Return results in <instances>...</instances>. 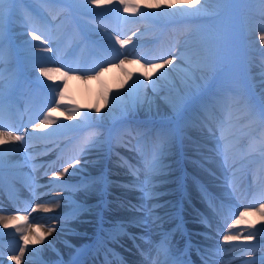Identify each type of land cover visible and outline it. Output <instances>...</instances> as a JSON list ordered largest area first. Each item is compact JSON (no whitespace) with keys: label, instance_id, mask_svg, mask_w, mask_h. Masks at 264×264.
Here are the masks:
<instances>
[{"label":"bare ground","instance_id":"bare-ground-1","mask_svg":"<svg viewBox=\"0 0 264 264\" xmlns=\"http://www.w3.org/2000/svg\"><path fill=\"white\" fill-rule=\"evenodd\" d=\"M110 1L114 3L112 12L106 18L102 16L101 19L96 17L95 9L98 8L91 5V0H88L90 3L87 5L85 0L70 4L68 10L67 8L53 7L47 0L23 1L24 3L19 1L14 6L11 5L0 10V21L4 24L3 28L7 29V39L15 40L14 51L12 49L11 51L5 50L2 55L0 52V68L6 69V72L12 69L9 66L18 65L13 61L16 54H38L35 52L41 48L54 51L55 47H59L61 50L73 44L79 51L84 48V50L90 51L91 53H88L94 55L95 63L98 66L104 62L100 56H106L113 61L112 65L100 67L89 73H83L86 70L81 69L78 71L81 72L80 74L76 73L78 75H71L59 67L53 68L52 72L56 73V78H60V81L58 84H54L50 90L55 95V99L59 100L61 106L57 107L54 98L50 97V107L46 109V113L51 109L50 115L55 123L49 124L43 129L34 127L39 124L41 119L37 118L32 121L24 118L21 110L18 111L16 121L10 122L11 126L16 127L15 134L6 132L12 135H21L24 139L0 144V169L6 172V176L15 185L12 187L14 194L8 195L2 191L3 186L0 182V210L14 213L13 216L0 213V217L4 218L0 222V240L3 239L10 246H15V250L0 252V264H16V261L11 257L19 255V248L25 246V241L22 233L17 231L15 226L24 225L25 217H27L28 243L23 256L20 257V264L73 262L74 257H77L83 249L88 250L94 244L104 245L106 243H111L113 249L127 261L123 262L118 259L114 250L110 249L107 253L110 256L109 261H101L97 264H165L169 258L161 248L155 253L152 252L153 241L158 236L156 231L161 228L160 223L164 221L162 220L163 215L159 217L156 215L153 209L155 199H151L149 195L158 186L168 189L163 190L156 199H162L159 202V206H163L160 211L169 208L167 205L175 204L177 200L176 196L173 197L175 193L178 194L174 187L175 183L181 177L185 179L192 177L186 172L194 173L203 181L206 180L213 185L216 194L219 193L224 200L222 202L211 198L207 202L204 196L203 199L201 198L200 188L195 181L188 184L187 191L185 189L184 193L187 192L195 204L198 205L202 201L209 204L203 206L205 210L203 211L208 213L209 222H205L198 215L187 218L195 234L191 239L196 246L189 245L194 249L191 253L197 251L204 259L206 255L204 247H206L209 255L204 260L201 258L203 264H206V260L207 262L215 261L216 264H264V251L261 250L263 246L251 244L264 241V213L260 212L261 205H264V178L257 179L262 183L259 187L260 191L250 197V194H243L237 184V178L240 176L234 177L236 167L244 169L246 166L250 167V170L246 172L250 175V179L256 174H260V177L264 176V88L258 84L262 79L258 73L262 74L263 71L257 68L258 66L256 69L252 68L253 65L260 64L261 59H264V43L260 42L261 35H264V20L262 19L264 18V0H240L243 3L242 8L233 3L232 13L240 16L242 20V35L240 36L244 41V52L240 65L246 72L252 69L254 71L253 84L251 85L253 94L247 101H243L244 94L239 95L238 93L243 85L238 82L233 83L235 81L228 75L217 77L218 73L226 67L213 70L207 65L206 58L211 55V50L218 49V45L207 36V31H204V23L208 20L209 15L217 13L224 0H201L203 7L199 12L144 7L148 4H165L166 0H129L130 3L141 5V10L136 14L124 12L119 0H104V3H110ZM232 1L234 2V0ZM172 2L175 3V0ZM34 9L39 12V16ZM10 13L11 17L8 16ZM79 21H82L84 31L81 30ZM150 23L156 25L155 32L154 29H149L147 26ZM85 25L88 29L84 28ZM21 26L31 30L27 29L18 33L17 28ZM101 28L106 29L107 33H104ZM162 28L164 31L160 32ZM34 30H36V34H43L47 39L43 43L36 41L31 35ZM151 30L154 33L147 36L152 32ZM117 35L121 39L132 37V40L124 48L119 49L120 45L115 43ZM228 48L229 46L224 45L221 49ZM97 55H99L100 61L96 57ZM159 57L165 59L175 57L171 65L175 73L164 71L158 75L161 80L152 77L145 79L143 74L148 71L149 63L163 62L162 60L156 61V58ZM141 58H143L142 62L139 61ZM53 60L57 64V60ZM83 69L88 68L83 67ZM34 70L38 71L39 68L27 67L24 69L31 79L30 84L34 82L39 84L40 81L31 77V72ZM181 73L190 77L189 83L184 81ZM195 74L198 79L194 77ZM215 82L217 84L212 90L210 86ZM232 84L238 88L235 93L231 88ZM194 85L196 86L194 87ZM208 89L212 91L208 93ZM57 92H62L63 95L56 96ZM106 96L109 99L107 104L105 103ZM205 97L211 99V105L220 112L227 103L234 104V109L231 113L223 115V120L220 122L193 127V123L198 118L195 116L200 113H198L197 107L201 111L205 110L202 108ZM214 97L215 99H213ZM252 100H255L262 108L261 115L250 107ZM77 106L87 113V121L73 116L72 109ZM96 107L101 109L99 113L94 111ZM25 115L30 116L31 114ZM183 115L189 119L194 118L192 123L177 119V116ZM230 116L238 117L239 120L236 121L237 123L228 122L224 125L223 123L228 121ZM69 117L72 118L69 119ZM136 119H142L140 133L137 136H145L152 142L157 141V137L161 138L158 128L168 122H175L179 131L176 139L172 134L174 140L171 146L178 144L176 149L181 148V152H184L185 149L188 153L195 151L201 155L200 157L204 159L209 169L203 167L202 170L197 166L186 164L189 169L180 168L176 181V175L165 173L171 166L170 161H150L148 159L144 162L138 157L143 150L140 147L132 150L130 155L133 161L129 159L127 161L110 154V175L128 179L133 188L142 187L144 190L143 193L130 187L127 190H122L123 184H115L108 179L104 192L107 193L111 189L109 191L111 195L110 199L102 206V197L96 196L102 191L100 178L98 179L97 174L101 171L104 157L109 152L107 144L116 143V139L110 133H112L115 124L131 123ZM3 120L0 119V126H2ZM179 122L186 128V131H180V127L177 125ZM197 122L200 124L198 120ZM89 123H97L105 132L93 142H87L88 145L79 150L78 155L81 162L78 165L69 168L67 173H63V169L68 166H63L58 170L63 173L60 177L49 176L48 172L56 171L60 166L59 162L68 157L66 154H60L55 158L48 157L55 153L54 149L58 145L55 142L56 139L68 137L72 139L71 144L82 143L83 129L89 126ZM153 123L154 126L151 127L150 125ZM241 127H246L245 131ZM0 131H3L1 127ZM107 132L109 135H106ZM129 132V128L125 124H121L116 137L118 140L135 143L138 137L132 138ZM52 134L54 136H50ZM163 136L165 141L170 140L168 132H165ZM236 144L237 150L232 158L226 156V159H217L218 161L215 162V153L225 155ZM177 158L178 155L173 159ZM112 161L117 162L119 166L114 168L111 165ZM131 167V171H134L136 176L127 178L128 169ZM183 170L186 173L184 175L181 174ZM13 171L19 173L22 178L11 176L9 173ZM211 173L213 175H210ZM57 178L63 179L64 183L55 181ZM159 181L160 183L155 185ZM74 182L77 183L73 184ZM79 185L82 187L78 191L74 190L75 194H71L73 196L52 197V194L62 193L59 190L60 186L75 188ZM118 192L123 193L121 196L125 197L124 202L127 201L134 209L139 208L140 212L120 209L117 204L124 205L120 197L114 200L115 203L112 202L113 195H119ZM20 194L23 198L17 197ZM73 197L85 205H89L88 210L90 211H79L77 218L70 219L73 214L64 216V213L76 205L68 203ZM179 198L182 200L183 209L186 198L185 196ZM95 199H99L100 202L94 203ZM259 201L263 202L258 203ZM251 205L257 211L251 209ZM24 206L27 208L26 210ZM106 206L116 207V210L109 214L104 211ZM236 207L245 210V212H242L240 223L233 225V221L237 219L236 210L234 219L231 220L232 213L226 209L233 208L234 210ZM185 208L184 211L187 210ZM99 209L100 212H97ZM187 212L191 211L188 209ZM99 213L105 219L107 216L111 218L115 214H117L116 217L122 219L113 225L115 228L114 237L109 240L102 239L101 242L93 239V236L100 229L102 223L108 221H98L97 214ZM10 217L17 219H9ZM174 217L175 214H172L168 219L172 220ZM228 225H232V227L229 229ZM49 228L53 230L48 232ZM211 228L213 231L217 229L219 234H213V232L210 243H197L199 242L197 237L199 230H206L205 235L208 236ZM224 235L238 236L239 239L226 242L223 240ZM41 236L44 238L39 239ZM247 236H251V239H245ZM20 238L22 244L19 243ZM170 238L174 240L168 244L175 246L174 241L179 242V245L172 248L180 249L182 241L180 232L175 230ZM203 240L206 241L205 238ZM95 241L96 243L93 244ZM246 246H249V249H244ZM212 255H215V259L211 258ZM164 257L165 259H163Z\"/></svg>","mask_w":264,"mask_h":264},{"label":"rangeland","instance_id":"rangeland-1","mask_svg":"<svg viewBox=\"0 0 264 264\" xmlns=\"http://www.w3.org/2000/svg\"><path fill=\"white\" fill-rule=\"evenodd\" d=\"M14 1H16V0H0V10L3 9L4 7H7L9 4L11 5ZM47 1L49 3H51V4H53V6H55L56 8L60 9V8L66 7L65 3H70V2L76 3V2H81L82 0H47ZM200 2H201V0H200ZM88 3H90V2H88ZM233 3L239 5L240 8H242V6H243V3H241L240 0H234V2L232 0H224V3H222L220 5V8L217 11V13L209 15L208 16V20H206V22L204 23V31L205 30L207 31V32L205 31L207 33V36L212 38L213 41H215L217 43V45H218V49L217 50H211L210 51L211 55H209L206 58V60H207L208 67L213 69V70H220L221 68L226 67V69H224V70H222V71H220L218 73L217 77L219 78L222 75H224V76L228 75V76L231 77V79L233 81H235L233 83L236 84L238 82L239 84L243 85V88H241L238 93H239V95L244 94L245 95V99L243 101H247L250 98V96L253 94L252 93V89H251V85L253 84L252 83V80H253L252 79V75H253V72H254L253 69L254 68L256 69L257 66H258L257 68H260L263 71L262 74H260V72L258 73V75H260L262 77V79L258 82V84H260L264 88V59H261V63L260 64H257L255 66L253 65L252 66L253 69L248 71V72L244 71L242 66L240 65V60L242 58V53L244 52V50H243L244 41H242V38L240 36V35H242V28H241L242 20L240 19V16L232 13ZM105 5H106L105 7L95 9V14L96 15H105V13H108V12L111 13L114 3L112 1H110V3H105ZM1 26H3L2 23H0V27ZM147 26L149 27V29H152V28L155 27L154 24H148ZM3 32H4V30H0V41H2V39L4 37ZM153 33L154 32H152V34ZM224 45L229 46V48L228 49H221ZM41 51L44 52L42 55L45 56V52H47V49H43L42 48ZM50 52H51L52 56H55L53 54L52 50ZM188 55L192 56L191 54H188ZM84 57H85L84 53L81 52L79 54V56H78V59H77L78 60L77 61L78 64H80L83 61ZM55 58L58 60L57 56H55ZM158 60H161V59L156 58V61H158ZM61 61H62V59L58 60L59 63ZM25 64H27L31 69H35L36 67H45V66L52 67V66H54V63H50V62L46 61L45 59L38 60V59H34V58H31V59L30 58H26L25 59ZM107 64H112V62L111 61H107ZM156 64H159V63H156ZM0 70H1V68H0ZM148 71H151V70L148 68ZM164 71L175 73L174 70L172 69L171 65H165V67L163 69H160L159 71L155 72L152 75V78L156 79V80H161L160 76H158V75L162 74ZM33 74H34L35 78H37V79L39 78L38 80H41V84L39 86H34L35 87L34 91L36 92V94L40 93V95L42 97L39 100L35 99L32 102L30 101L29 108L36 109L39 112V111H41L43 109L42 108V100H43V102H45V100H44V91H46V88H45L46 84L50 80H48L46 77H44L38 71L34 72ZM11 75L12 74H9L7 76V74H6L7 77H3L0 80V88H1V91H0V103L5 100L6 94L9 91H11L12 88H13L12 84H13V79H14L15 76H11ZM51 75L54 77V79L56 78L55 73H52ZM181 75H182V78L184 79V81H186V83H189L190 77L186 76L184 73L183 74L181 73ZM194 77L196 79H198V76L196 74L194 75ZM214 80L216 81V79H214ZM216 84H217V82L213 83L212 86H210L211 89L212 88L215 89L214 87L216 86ZM235 84H232L233 86L231 87L233 89L234 93L238 91V88L234 86ZM196 85H194V87ZM5 89H8V92L5 91ZM211 89H208V93H209V91L213 90V89L212 90ZM2 90H4V91H2ZM40 90H41V92H40ZM263 91H264V89H263ZM210 101H211V99H209L208 97H205L203 99L202 106L205 107L206 110H208L207 112H213L214 111V112H216V115L219 114V116L215 118V122H218V121L220 122V120L222 121L223 120L222 116L227 114V113H231L232 109H234V104L229 105V103H227V105H225L223 107L222 111L220 112L218 109H215L211 105ZM250 107L257 114L261 115L262 108L260 107V105L255 100H252L250 102ZM197 109H199V107H197ZM263 109H264V107H263ZM3 111H4L3 108H0V113L2 115H3ZM28 111H30V109ZM199 112L200 113H199L198 116H195V115L194 116L198 117L196 119V121L198 120L200 122V126L203 125V124L211 125L213 123V121H214L213 117L205 118L206 112L201 111V110H199ZM177 119H179L180 121H183V122L184 121L185 122L190 121L186 116L183 119L180 118L179 116H177ZM31 120H32V118H31ZM85 120L87 121L86 118H85ZM201 120H204V121H201ZM227 120L228 121L223 123L224 125L227 124L228 122H236V121L239 120V118L230 116ZM121 124H125L129 128L130 133L137 134L135 132L140 131V126H142V119H136V121H132L131 123H129V122L128 123H124V122L117 123V124H115L113 126V130L114 131L118 130L121 127ZM151 125H154V124H151ZM177 125H178V127H180V131L184 130L183 126H182V124H180V122L177 123ZM174 126H176V124H174V122H171V123L162 125L161 128H158V130L161 132V133L159 132L160 134L164 135L165 132H168L169 133L168 137L170 138L169 141H165L164 138L162 137L163 142L164 141L165 142L164 143L161 142L159 144L160 146L156 147L155 150H154V153L156 155L160 151H164L165 152L163 155H161V159H163V160L171 159L170 156H172V154L170 152L175 151V145L173 146V148H171V146H170V144L174 140V138H173L174 134L173 133H176V131L174 129ZM192 126L193 127L196 126V123H193ZM221 126H223V125H221ZM242 128L243 127H241V129ZM141 129H143V128H141ZM166 129H170V130H166ZM243 129L245 131L246 127H244ZM101 131H102L101 127H99L97 123H89V126H87V128L84 130L85 139H84V141L81 144H79V147H78L79 150L84 148L86 145H88V144H86L87 142H89V141L93 142L96 138L101 136L104 133V132H101ZM165 144H166V146H162V145H165ZM118 148H119V150H121V146L118 145ZM122 148H125V146H122ZM206 151H208V150H206ZM218 155L222 156L221 153H218ZM71 157H72L71 159H69L67 161H64L65 166H68L69 164H71L74 167L75 165L78 164L77 161H79V163H80L79 157H77L76 155L71 156ZM173 163H175V162H173ZM199 163H200L199 167L200 168L203 167V164L200 161L198 162V164ZM111 165H113L114 168L119 166L118 163L114 162V161H112ZM108 167H110V163H107V160H103L101 172H99V174L97 176L98 179L100 178V180H105V181H107L109 179V180H112L115 184L116 183L124 184L126 179H124L125 181L122 180L124 182H121V181H119L118 177L112 176V174L109 175L110 170H108ZM235 169H236V172L238 170L240 171L239 167H236ZM168 171L171 172V173L174 172V171H171V170H168ZM51 174L54 175V172H51ZM130 175H132V174L128 173L127 177L129 178ZM210 175H213V174L211 173ZM80 187H82V185L76 186L75 188L78 191L80 189ZM75 188H71V189H75ZM110 190L107 191L109 193V194L107 193V195L109 197H110V192H109ZM137 191H139V190H137ZM139 192L142 193V191H139ZM157 192H159V191H157ZM118 193H120V192H118ZM70 194H75V191L74 192H70L68 195H70ZM70 196H73V195H70ZM96 196H100L101 197L100 194H97ZM103 196H105V195H103ZM113 196H114L113 200L118 199V196H116V195H113ZM157 196H160V194H157V193L153 192V196L151 198L156 199ZM156 200H158V199H156ZM160 200L161 199H159V202H160ZM68 203L69 204H76V205L74 207H72L71 209L67 210L65 212V214L72 215L74 210H76V211H81L82 210L83 211V210H88L89 209V206H83L82 202H78V199H75L74 197ZM77 207H79V208H77ZM119 207H120V209H122V207H123V209H127L128 206L123 205V206H119ZM115 210H116V207H113V206L108 208V212H110V213L115 211ZM254 210L257 211V209H254ZM133 211L140 212V210H138V209H134ZM158 211H159V208L156 209V213L157 214L159 213ZM238 211L239 210H237L236 214H235L237 216V218L240 217V214L238 213ZM4 213H6V212H4ZM7 214H10V213H7ZM251 215H252V213H251ZM77 216H78V214L75 213V214L72 215V217H70V219H75V218H77ZM115 216H116V214L113 217L115 218ZM251 226H252V224H251ZM5 248H8V247H5ZM262 251H264V250H262Z\"/></svg>","mask_w":264,"mask_h":264},{"label":"snow or ice","instance_id":"snow-or-ice-1","mask_svg":"<svg viewBox=\"0 0 264 264\" xmlns=\"http://www.w3.org/2000/svg\"><path fill=\"white\" fill-rule=\"evenodd\" d=\"M121 6L123 7L124 12L126 13H130V14H136L141 10V5L139 4H134V3H130L129 0H119ZM85 3L87 5L88 0H85ZM91 5H94L96 8H102L105 7V3L104 0H91ZM145 8L148 9H171L173 11L175 10H180V11H187V12H199L200 9L203 7V5L201 4L200 0H175V3L172 2V0H166L165 4H160V3H155V4H148L144 6ZM31 35L33 36V38L38 41L43 43L47 37H45L43 34L37 35L36 34V30H34ZM135 35V34H133ZM132 40V37H129L128 39H121L119 35H117L115 37V43H118L120 45L121 48H124L125 45L129 44V42ZM260 42L264 43V35H261L260 37ZM50 50V49H49ZM119 51V50H117ZM158 59H161L163 62L159 63V64H152L149 63L148 67L151 71H146L143 75L145 79H151L152 75L159 71L160 69H163L165 67V65H172L173 61L175 59V57H169L167 59H165L164 57H159ZM53 70L51 68H47V67H40L39 68V72L46 77L48 80H53L54 77L51 75V72ZM58 87V86H57ZM63 93L62 92H57L56 96H62ZM55 104L57 107H60V102L58 99H55ZM105 103H109V99L106 96L105 97ZM94 111L96 113H99L101 111V109L99 107H96L94 109ZM51 109L49 110L48 113H43V119H41L39 121V124L34 125V127L43 129L46 128L49 124H53L55 123V121L52 119L51 115H50ZM72 114L73 116L77 117V118H81V119H85L87 118V113L80 109L78 106L74 107L72 109ZM72 117H69V119H71ZM2 127V126H0ZM24 139L23 136L21 135H12L9 132H4V131H0V144H7L9 141H20ZM77 163H79V161H77ZM73 167V165L69 164L68 167L63 169V173H67L69 171V168ZM62 172H54V176L55 177H60L63 174ZM260 212L264 213V205H261L260 207ZM243 215V213H241V216ZM3 217H0V222L3 221ZM9 219H17L16 217H10ZM25 219V224L24 225H16L15 227L17 228V231H20L23 235V239L25 241V246L28 243V236L26 235L28 228L26 226V221H27V217L24 218ZM240 223V219L237 218L236 220L233 221V225L235 224H239ZM7 227V225H5ZM229 229L232 227V225H228ZM53 229L49 228L48 232H51ZM44 237L41 236L39 237V239H43ZM239 239L238 236H232V235H224L223 236V240L226 242L229 241H233V240H237ZM245 239H251V236H247L245 237ZM25 246H20L19 248V255L15 256V257H11V259L16 261V264H20V257L23 256L24 252H25Z\"/></svg>","mask_w":264,"mask_h":264}]
</instances>
